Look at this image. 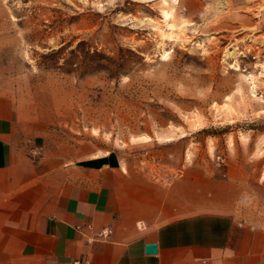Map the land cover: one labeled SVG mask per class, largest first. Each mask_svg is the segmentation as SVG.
<instances>
[{
  "label": "rangeland",
  "instance_id": "obj_1",
  "mask_svg": "<svg viewBox=\"0 0 264 264\" xmlns=\"http://www.w3.org/2000/svg\"><path fill=\"white\" fill-rule=\"evenodd\" d=\"M0 88L63 155L173 176L256 160L264 0H0Z\"/></svg>",
  "mask_w": 264,
  "mask_h": 264
},
{
  "label": "crops",
  "instance_id": "obj_2",
  "mask_svg": "<svg viewBox=\"0 0 264 264\" xmlns=\"http://www.w3.org/2000/svg\"><path fill=\"white\" fill-rule=\"evenodd\" d=\"M34 116L0 88V264H264V155L155 173L50 151Z\"/></svg>",
  "mask_w": 264,
  "mask_h": 264
},
{
  "label": "built area",
  "instance_id": "obj_3",
  "mask_svg": "<svg viewBox=\"0 0 264 264\" xmlns=\"http://www.w3.org/2000/svg\"><path fill=\"white\" fill-rule=\"evenodd\" d=\"M111 232V230H107L102 232V236H107L109 235V233ZM63 264H91L90 259L89 258H81V259H76L67 263H63ZM202 264H207L206 262H203Z\"/></svg>",
  "mask_w": 264,
  "mask_h": 264
},
{
  "label": "water",
  "instance_id": "obj_4",
  "mask_svg": "<svg viewBox=\"0 0 264 264\" xmlns=\"http://www.w3.org/2000/svg\"><path fill=\"white\" fill-rule=\"evenodd\" d=\"M146 252L148 254H155L158 252V245L156 243H148L146 245Z\"/></svg>",
  "mask_w": 264,
  "mask_h": 264
},
{
  "label": "bare ground",
  "instance_id": "obj_5",
  "mask_svg": "<svg viewBox=\"0 0 264 264\" xmlns=\"http://www.w3.org/2000/svg\"><path fill=\"white\" fill-rule=\"evenodd\" d=\"M232 54H233V53H232ZM229 55H231V54H229ZM251 75H252V74H251ZM253 84H254V85H253V87H252V88L254 89L256 85H255V83H253Z\"/></svg>",
  "mask_w": 264,
  "mask_h": 264
}]
</instances>
